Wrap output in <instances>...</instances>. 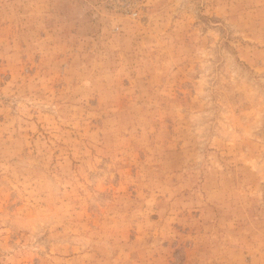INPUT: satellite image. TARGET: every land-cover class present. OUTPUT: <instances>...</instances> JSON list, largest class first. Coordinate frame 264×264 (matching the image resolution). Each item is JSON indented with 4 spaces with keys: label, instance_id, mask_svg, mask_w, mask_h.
<instances>
[{
    "label": "rangeland",
    "instance_id": "1",
    "mask_svg": "<svg viewBox=\"0 0 264 264\" xmlns=\"http://www.w3.org/2000/svg\"><path fill=\"white\" fill-rule=\"evenodd\" d=\"M0 264H264V0H0Z\"/></svg>",
    "mask_w": 264,
    "mask_h": 264
},
{
    "label": "built area",
    "instance_id": "2",
    "mask_svg": "<svg viewBox=\"0 0 264 264\" xmlns=\"http://www.w3.org/2000/svg\"><path fill=\"white\" fill-rule=\"evenodd\" d=\"M134 14H136V12Z\"/></svg>",
    "mask_w": 264,
    "mask_h": 264
}]
</instances>
